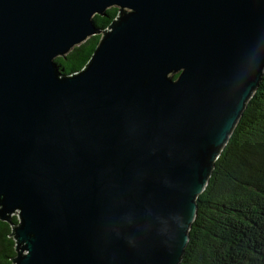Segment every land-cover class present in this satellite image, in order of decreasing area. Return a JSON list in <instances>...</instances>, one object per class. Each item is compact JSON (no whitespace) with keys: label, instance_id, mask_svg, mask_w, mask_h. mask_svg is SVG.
<instances>
[{"label":"water","instance_id":"95a60500","mask_svg":"<svg viewBox=\"0 0 264 264\" xmlns=\"http://www.w3.org/2000/svg\"><path fill=\"white\" fill-rule=\"evenodd\" d=\"M95 35L63 75L55 58ZM263 71L264 0H0L12 264H179Z\"/></svg>","mask_w":264,"mask_h":264},{"label":"trees","instance_id":"16d2710c","mask_svg":"<svg viewBox=\"0 0 264 264\" xmlns=\"http://www.w3.org/2000/svg\"><path fill=\"white\" fill-rule=\"evenodd\" d=\"M117 13L111 7L95 15V26L105 29ZM99 39L100 35L91 36L55 58L58 70L66 76L82 70ZM196 205L179 264H264V71ZM11 222L16 224L17 217ZM10 233V225L0 221V264H12L15 256Z\"/></svg>","mask_w":264,"mask_h":264},{"label":"rangeland","instance_id":"374dc122","mask_svg":"<svg viewBox=\"0 0 264 264\" xmlns=\"http://www.w3.org/2000/svg\"><path fill=\"white\" fill-rule=\"evenodd\" d=\"M14 216H16V214H14Z\"/></svg>","mask_w":264,"mask_h":264}]
</instances>
